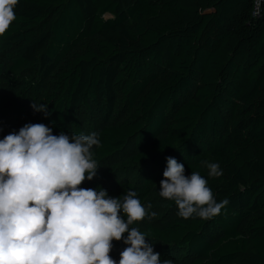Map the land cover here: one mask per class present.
I'll return each mask as SVG.
<instances>
[{
	"label": "trees",
	"instance_id": "obj_1",
	"mask_svg": "<svg viewBox=\"0 0 264 264\" xmlns=\"http://www.w3.org/2000/svg\"><path fill=\"white\" fill-rule=\"evenodd\" d=\"M14 13L0 36V135L13 110V129L96 132L97 174L82 184L137 192L156 216L129 227L161 264H264V0H18ZM169 156L229 200L218 215L184 219L159 195Z\"/></svg>",
	"mask_w": 264,
	"mask_h": 264
},
{
	"label": "clouds",
	"instance_id": "obj_2",
	"mask_svg": "<svg viewBox=\"0 0 264 264\" xmlns=\"http://www.w3.org/2000/svg\"><path fill=\"white\" fill-rule=\"evenodd\" d=\"M17 3L0 0V36L16 19ZM30 107L51 115L47 103L32 101ZM93 146H101L96 132L54 135L42 123L0 139V264H117L110 256L113 240L126 245L118 264H161L146 234L129 227L149 216L136 191L113 198L105 189L80 187L97 174ZM166 160L159 195L175 202L178 216L208 220L229 203L217 202L199 172L185 175L182 163ZM201 165L209 177L223 175L217 162Z\"/></svg>",
	"mask_w": 264,
	"mask_h": 264
},
{
	"label": "rangeland",
	"instance_id": "obj_3",
	"mask_svg": "<svg viewBox=\"0 0 264 264\" xmlns=\"http://www.w3.org/2000/svg\"><path fill=\"white\" fill-rule=\"evenodd\" d=\"M26 75H27V74L22 75L19 79L21 80L22 78H25ZM17 81H18V80H17ZM5 90H6V89H5L3 86H0V95H3V92H8V91H5ZM5 94H7V93H4V95H5ZM16 115H17V114H16L15 110H13V111L11 112V118H10V121H9V125H10L11 130L18 132L19 129H20L21 127H23L25 124H27V122H24V121L18 120L17 123H16V125H15V128L13 129L14 124H12V119L15 118ZM6 133L9 134L8 131H6ZM7 134H5V135H7ZM5 135H0V139H3V137H4ZM80 187H82V188H88L85 184L80 185ZM125 247H126V246H125ZM125 247H124V248H125ZM124 248H123V247H119V248H116V247L114 248V247H113L112 251L110 252V256H111L114 260H116L117 263H118L119 258H120V257H119V253H120ZM239 262L242 263V264H245V260H244V258H241Z\"/></svg>",
	"mask_w": 264,
	"mask_h": 264
}]
</instances>
